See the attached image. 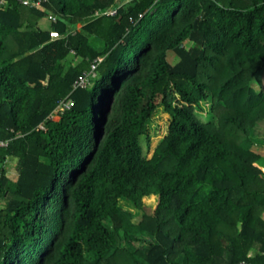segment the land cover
Returning a JSON list of instances; mask_svg holds the SVG:
<instances>
[{"label": "trees", "instance_id": "16d2710c", "mask_svg": "<svg viewBox=\"0 0 264 264\" xmlns=\"http://www.w3.org/2000/svg\"><path fill=\"white\" fill-rule=\"evenodd\" d=\"M115 4L0 8V264H264V0Z\"/></svg>", "mask_w": 264, "mask_h": 264}, {"label": "built area", "instance_id": "2783aa9c", "mask_svg": "<svg viewBox=\"0 0 264 264\" xmlns=\"http://www.w3.org/2000/svg\"><path fill=\"white\" fill-rule=\"evenodd\" d=\"M19 3H21L22 5L24 6H29V7H38V8H42V2L45 1V0H18ZM117 4H119L120 0H116ZM125 2L127 1H123L121 2V4H124ZM115 4L114 6H111L107 9H104V10H96L94 12V15L95 16H98V15H109V16H113L116 14L117 12V8L121 5H117ZM7 5V0H0V8H4L5 6ZM47 18L50 20V22H56V17L52 14L48 15ZM50 37L51 38H59L61 35L60 33L57 31V30H50ZM96 62H100L101 61V58H97L95 60ZM95 67H96V64H92L91 65V70L88 72V73H83L82 75H79L77 77V79L75 80V82L73 83V88L76 89V88H83L85 87L88 83H89V80H90V76H94L95 74ZM73 106V101L71 100V98H69L68 96L61 99L52 116L53 118H58L59 114L63 113L64 111L66 110H69L71 107ZM42 127V126H40ZM6 145V141H3V140H0V147ZM238 264H251L247 261H240Z\"/></svg>", "mask_w": 264, "mask_h": 264}, {"label": "rangeland", "instance_id": "374dc122", "mask_svg": "<svg viewBox=\"0 0 264 264\" xmlns=\"http://www.w3.org/2000/svg\"><path fill=\"white\" fill-rule=\"evenodd\" d=\"M46 20L42 22V25L44 27H48L49 26L50 20L47 17H46ZM80 26H81V23H77L75 27L77 28V27H80ZM92 43L97 45L99 43V40L96 39V38H93ZM167 58H168V61L171 64H174L178 60V56L173 50H170L167 53ZM161 107L163 108V106H161ZM163 110H164V108H163ZM152 117L154 118V120L153 119H152V121L150 120L149 124H148V132H149V135H150L149 154H148L149 156L151 155L154 147L158 144V142L165 135V133L167 131V125H168V123L170 121V115L165 110H164V113H159L156 110L154 112V114L152 115ZM150 123L152 124V127L154 128V131L157 133V136H158V139H156L155 141L153 140V137H152L153 131L151 130ZM255 149L257 151H259L260 153L264 154V145H260V144L256 145ZM142 201H143L144 206L146 207L145 208L146 211H152L155 208L156 204H157V200H156V202L154 204H151V205L145 203L144 199H142ZM119 205H121L125 209L132 210L133 213H134V216H135V218H134L135 221L142 214L141 210H138V209L134 208L129 202H126L124 200L120 199L119 200ZM180 260H182V259L180 258Z\"/></svg>", "mask_w": 264, "mask_h": 264}, {"label": "crops", "instance_id": "0c3cea01", "mask_svg": "<svg viewBox=\"0 0 264 264\" xmlns=\"http://www.w3.org/2000/svg\"><path fill=\"white\" fill-rule=\"evenodd\" d=\"M45 20H46V17H44V18H42V19L39 20V24H40L42 27H44V26L42 25V22L45 21ZM46 21H47V20H46ZM47 22H48V21H47ZM45 28H47V27H45ZM16 162H17V158H16V157H14V156H10V157L8 158V162H7L6 168H7V174H8V176L10 177L11 180H15V179L17 178V172H16V170H15V164H16ZM152 195H154V194H152ZM149 196H150V195H149ZM154 196H156V195H154Z\"/></svg>", "mask_w": 264, "mask_h": 264}]
</instances>
